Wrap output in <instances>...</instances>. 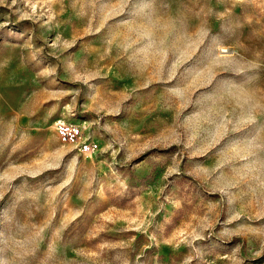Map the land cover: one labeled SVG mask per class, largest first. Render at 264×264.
Here are the masks:
<instances>
[{"label":"rangeland","instance_id":"1","mask_svg":"<svg viewBox=\"0 0 264 264\" xmlns=\"http://www.w3.org/2000/svg\"><path fill=\"white\" fill-rule=\"evenodd\" d=\"M0 264H264V0H0Z\"/></svg>","mask_w":264,"mask_h":264}]
</instances>
